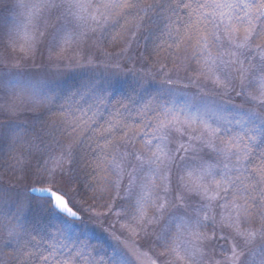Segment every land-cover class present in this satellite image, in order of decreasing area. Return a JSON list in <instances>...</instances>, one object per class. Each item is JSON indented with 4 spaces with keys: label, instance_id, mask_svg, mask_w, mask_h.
<instances>
[{
    "label": "rangeland",
    "instance_id": "rangeland-1",
    "mask_svg": "<svg viewBox=\"0 0 264 264\" xmlns=\"http://www.w3.org/2000/svg\"><path fill=\"white\" fill-rule=\"evenodd\" d=\"M84 11L70 7V0H0V264H8L5 254L20 234L9 219L24 197L10 191L9 195L2 193L5 189L14 190L15 186H28V192L43 183L65 197L81 219L85 216L84 227H80L87 231L83 237L78 227L66 225L63 243L68 248H64L63 255L71 249L74 257L57 259V264H264V218L260 210L250 202L246 207L251 206V214L250 209L237 213L230 204L225 207L226 198H233L231 192L224 191L211 199V185L205 193L203 186L193 184L185 171L190 167L198 174L202 164L231 163L230 153H224V159H220L219 141L216 147H210L203 138L196 139L203 124H192L179 131L170 125L165 130L167 158L160 164L153 160L156 154L147 149L149 143L158 142L150 124L159 118L160 109L168 105L183 110V114L177 112L181 120L186 115L199 114L213 128L219 125L217 135L228 140L238 138L248 147L252 162H257L264 153V95L254 86L255 69L241 83L234 71L238 65L227 61L233 52L237 61L246 62L245 66L258 67L259 59L253 60L248 49L237 48L236 42L225 37L221 29L223 47L213 53L222 61L217 65L218 76L203 72L193 59L192 48L181 51L180 58L167 67L141 70L143 53L136 54L137 46L133 43L139 30L137 25L141 26V20L145 22L147 17L142 19V13L141 20L134 22L129 38L120 48L122 54H117L116 59L102 52L98 35L100 29L112 24L113 18L97 17L95 22L89 19L85 23L80 19ZM77 25L80 31L78 28L75 33ZM122 57L135 61L139 67L136 70L140 72L127 74L134 79L147 74L146 82L141 79L152 84L154 92L150 94L151 100L142 101V108L132 119H128L126 112L113 120L115 126L124 128L119 129L120 143L111 152V188L105 196L107 201L90 208L92 204L86 205L74 187L65 183L63 170L59 169L63 164L66 168L72 147L56 151L54 146L44 143L48 137H28L22 131L36 125L44 112H48V119L66 121V115L60 113L61 104L56 108L41 98L45 91L54 88L53 80L59 76L68 78L74 65L95 66L97 60L120 63ZM155 70L160 71L153 73ZM59 71L62 74L57 75ZM123 72L112 67L106 73H96L102 77L99 82L103 87L110 83L126 86ZM132 80L129 87H134ZM142 91L146 90L142 87ZM154 100L159 101L153 104ZM181 143L193 147L183 152L178 148ZM242 180L243 176L233 183ZM239 203L245 206V201ZM254 218L257 228L247 229V223ZM76 235L82 242L75 240ZM255 249L258 251L254 253Z\"/></svg>",
    "mask_w": 264,
    "mask_h": 264
},
{
    "label": "trees",
    "instance_id": "trees-1",
    "mask_svg": "<svg viewBox=\"0 0 264 264\" xmlns=\"http://www.w3.org/2000/svg\"><path fill=\"white\" fill-rule=\"evenodd\" d=\"M142 7L148 10L147 14L143 13L142 19L147 17L148 20L145 22H143L145 19L141 20L142 13L137 16L139 19L136 18L134 22L141 20L140 23L142 24L141 26L139 24L137 37L133 43L134 47L137 46L136 54L141 51L143 53L142 61L144 66L142 67L140 65V68L143 70L151 67L152 69L164 68V66L167 67L170 63L172 64L175 60L180 58V53L174 60L166 55L155 56L152 54L153 47L155 46V35L160 31L163 25V18L159 6L154 3V0H144ZM112 18L111 25L100 29L101 33L98 34L100 36L99 47L102 52L107 54L106 56L110 55L112 58L116 57V59H119L117 54L119 57L121 56L122 53H119L120 48L129 38L131 34L130 29L133 28L135 23L133 22L121 29L120 25L123 21L120 20L119 17L113 16ZM113 21H115V23H113ZM78 28L79 26L77 25V28L75 27L74 29L75 33L78 31ZM117 32H122V36H116ZM165 39H167V37H165ZM160 42L161 41H157L156 43ZM126 58L122 57L120 63L97 60L95 66H87L85 64H83L84 66H80V64L74 65L71 74L69 72L67 73L68 78L62 77L61 79L59 76V79L53 80L54 88L45 91L43 93L44 97H41L43 100L49 101L48 103L52 104L51 106L56 105V108L58 107L57 105L61 104L63 110L60 111V113L64 114L63 117L66 115V121L59 122L54 119H48L46 118L48 112H44L37 118L38 122L36 125H31V127L27 128L28 130L22 129L24 135L26 134L28 137L32 134H40L48 137L47 141H44V143H47V146L50 147L54 146L56 151H59L60 148H67L66 146L72 147V153L69 156L70 159L66 161V168H63L65 166L63 164L64 166L62 165L59 169L63 170L62 176H64L65 183L74 187L76 193H79L80 198L86 202V205L92 204L88 206L90 208L91 206L98 205L100 201L103 202L104 199L107 201L105 196H107L109 187L111 188L112 179L109 169L110 157L113 158L111 152L114 146L120 143L121 131H119V129L122 130L124 128L115 126L113 120L118 118L119 114L121 115L126 112L129 115L128 119H132L142 108L143 102L152 99L150 94L154 92L152 84L144 83L149 79L147 74H142L138 79H134L127 74L130 71H132V73L140 71L136 70V68L139 67L135 64V61H133L135 58L132 60L133 62ZM91 67L95 69L93 70ZM112 67L113 70L121 69V71H124L123 73L126 74V86H124L121 92L113 93L111 90H106L108 85L104 87L100 85L101 83L99 81L102 80V77L96 72L101 74L102 72L106 73L112 70ZM125 70L127 72H125ZM159 71L155 70L153 73H158ZM56 74L60 75L62 72L59 71ZM130 80H132L134 87H129L132 85L128 84ZM109 83L110 82L107 80L106 84ZM142 87L146 91H142ZM158 88L163 89L162 87H157L156 89L158 90ZM159 100H154L153 104H156ZM88 102H90L91 106ZM68 120H74L73 124ZM81 120H84L86 123L81 124ZM128 123L129 120L125 124ZM109 124L117 128L115 132H113L111 136H108L106 132L105 134H101V129H106ZM106 140L109 142V146L107 148L101 147V145L105 144ZM19 142L21 141L19 140ZM258 154L260 155V153ZM19 187L15 186L12 191L5 189L6 192L2 193L4 195H9L10 191L11 193H18L21 196L24 195V197H21V200H19H23L22 205L18 208L15 205L13 208V217L9 219L12 226L15 225L17 232L19 231L20 234L17 233L15 242L9 247V250L5 254L7 263L44 264L42 258L48 257L49 264H52V262L57 264V259H67L68 255L69 257H74V253L70 252L71 249H69L68 254L63 255L64 248H68L65 246V243H63V238L66 234L64 230L66 225H74L80 229V237H83V233L87 231L80 227H84L82 224L85 222V216H83L80 221H71L55 212L51 206L50 200L32 197L29 191L27 192L28 186L22 189ZM39 187L48 188L51 186L43 183ZM250 207L251 206L247 209L249 210ZM76 208L79 213L85 215L81 208ZM249 212L251 214V209ZM256 214H254V216ZM255 220L256 218H254L252 222L249 221L246 228L256 229L257 227H255L253 223ZM93 229L94 232H97L95 231L97 229ZM75 240L82 242V239H78L77 235ZM263 242L264 239L262 243ZM91 243L96 242L92 240ZM84 244L87 245L85 240ZM262 248H264L263 245L261 249ZM257 251L258 249H255L254 253ZM107 256H110V254ZM107 259H110V257Z\"/></svg>",
    "mask_w": 264,
    "mask_h": 264
},
{
    "label": "snow or ice",
    "instance_id": "snow-or-ice-1",
    "mask_svg": "<svg viewBox=\"0 0 264 264\" xmlns=\"http://www.w3.org/2000/svg\"><path fill=\"white\" fill-rule=\"evenodd\" d=\"M143 3L144 0H70V7L85 10L80 17L85 23L89 19L95 22L97 17L104 20L113 16L119 17L123 21L120 25L123 29L132 24L141 13L147 14L148 10L142 7ZM154 3L159 6L163 25L155 35L153 55H166L174 60L181 51L192 48L193 59L200 64L203 72L218 76L217 65L222 61L213 53L223 47V40L220 39L222 29L225 37L236 42L237 48L248 49L252 52L253 60L259 59L258 67L253 64L245 66L246 62L237 61L233 52L232 58L227 62L238 65L234 71L241 83L255 69L254 86L264 95V0H154ZM89 8H94L95 11H87ZM116 36H122V32H117ZM157 41L161 42L156 43ZM123 88V84L110 83L106 90L117 93ZM178 111L183 114L182 109L165 105L159 111V118L150 124L158 141L147 145L148 151L156 154L153 156L154 162L160 164L167 158L164 141L167 139L165 130L170 125H175L179 131L192 124H203V131L196 139L203 138L210 147H216V142L219 141L220 159H224V153H230L228 159L231 163H224L222 166L205 163L200 166L198 174L192 168H186L189 179L197 187L203 186L205 193L209 192L210 184L211 199H216L224 191L231 192L233 198H226L225 207L230 204L232 210L239 213L248 211L246 204L251 202L253 207L260 210L261 218H264V204L261 203L264 202V153L253 163L248 155V147L242 145L238 138L228 140L217 135L219 125L213 128L199 114L186 115L181 120L177 115ZM80 123L86 122L81 120ZM114 131V127L109 124L106 129H101V134L106 132L111 136ZM108 146L107 140L101 145L104 148ZM192 147L178 144L179 150L183 152ZM241 176L243 180L234 184L233 180ZM43 194L50 196L58 211H71L66 199L59 193L49 191ZM240 200L245 201L244 207L240 205ZM42 259L44 264H49L48 257Z\"/></svg>",
    "mask_w": 264,
    "mask_h": 264
},
{
    "label": "water",
    "instance_id": "water-1",
    "mask_svg": "<svg viewBox=\"0 0 264 264\" xmlns=\"http://www.w3.org/2000/svg\"><path fill=\"white\" fill-rule=\"evenodd\" d=\"M49 191H51L52 193H56L48 188H40V187H35L29 190V194L34 197V198H38V199H49L51 201V205L54 211H56L57 213H59L60 215L64 216L65 218L71 220V221H79L81 219L80 215L78 213H76L68 204L69 208H70V212H60L57 210V208L55 207L52 199L50 198L49 195L47 194H43V193H48ZM67 201V200H66ZM68 203V202H67Z\"/></svg>",
    "mask_w": 264,
    "mask_h": 264
}]
</instances>
